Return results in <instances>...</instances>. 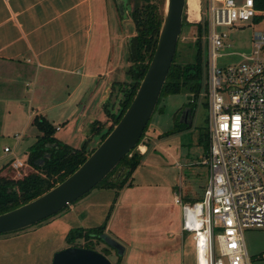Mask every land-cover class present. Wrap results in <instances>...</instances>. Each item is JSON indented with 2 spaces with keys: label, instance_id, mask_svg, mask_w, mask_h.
<instances>
[{
  "label": "rangeland",
  "instance_id": "rangeland-1",
  "mask_svg": "<svg viewBox=\"0 0 264 264\" xmlns=\"http://www.w3.org/2000/svg\"><path fill=\"white\" fill-rule=\"evenodd\" d=\"M127 1L94 0L96 24L98 23L94 28L95 44L99 45L101 56L96 70L109 71L111 77L118 80V86L115 88L114 96L107 101V120H98L102 124L101 131L95 132L93 135L94 133L89 130V143L91 137L96 136L95 140L89 144V148H95L100 143L101 133L110 127L112 119L108 114H115L118 104L120 108V102L124 95L123 89L130 87L133 82L129 71L139 64V62L130 60L128 54V42L131 36L135 34V29L129 17V10H126L128 8ZM257 11V16L253 19L237 22L232 27L217 28L219 31L228 34L224 48L219 51L215 58L217 66L223 67L236 63L243 59V55L251 53L253 32L264 30V10ZM184 14L186 19L182 22L174 60L177 63H193L197 52L199 53L203 70L200 91L197 98L193 97L187 88L161 96L138 144L139 146L146 145L149 152L142 157L140 164L133 171V183L125 186L118 193L117 208L112 212L110 218L111 225L113 227L117 225L128 237L122 238L112 232H107V234L122 244L125 251L117 262L113 248L104 242L93 241L95 242V250L103 254L107 250L108 254L105 255L112 264H165V250L161 249L163 243L167 241L166 238L168 237H180L179 230L176 234L174 232L178 229V223L180 225L181 221V208L174 203V195H180L181 199L184 196L186 200L193 202L202 198L207 186L208 170L202 164V159L208 148V108L206 103L208 19L206 0H201L200 20L189 19L187 5L184 8ZM205 22L207 23L206 32L202 31L199 35L196 24L200 23L203 29ZM33 88L31 82L22 85V93L23 91L26 92V99L23 103L25 112L18 114L15 110L16 116H9L6 113L0 116L1 125L3 123L8 124L10 118L13 120L12 123L14 122V126L9 125L10 127H7L4 132L6 136L4 140H0V153L4 154L3 145L13 149V153L5 154L0 163L11 158L23 161L24 166L16 172L17 176L31 169L28 163L29 146L39 135V131L32 121L27 128L21 131L28 113L26 112V101ZM97 101L98 96H95L92 103L89 104L90 110L97 112ZM188 108L190 122L182 123L180 127L183 129L175 130V125L181 124L182 111ZM7 116L9 119L5 120ZM53 123L58 125L57 127H62L60 131L55 130V137L58 138L57 135L59 134L68 135L72 145H79L80 133L74 127V120L69 123L55 120ZM185 125L189 126L184 128ZM15 126L17 129H12ZM19 135L21 140L15 144ZM133 152L142 154L136 147ZM110 179H114V177L111 176ZM105 190L106 188L103 186H95L86 193L87 195H83L85 197H82L101 202L106 199L111 200V196L113 197L112 200L116 199L117 195L114 190ZM79 200L69 204L59 213L68 211V208L77 202H82ZM109 209L110 207L106 209V214ZM89 218L87 212L78 217L79 220L84 221L83 223H89ZM41 223L18 231L1 233L0 264H51L53 254L57 250L49 254L48 249L51 244H57L50 241L40 242L37 239L28 241L18 235ZM186 235L191 237V233L184 232L183 236ZM243 238L250 264H264V228H246L243 230ZM78 243L83 245L85 241L81 239ZM184 247L181 245L176 249V257L170 259L169 264L180 263L181 254L185 250Z\"/></svg>",
  "mask_w": 264,
  "mask_h": 264
},
{
  "label": "crops",
  "instance_id": "crops-1",
  "mask_svg": "<svg viewBox=\"0 0 264 264\" xmlns=\"http://www.w3.org/2000/svg\"><path fill=\"white\" fill-rule=\"evenodd\" d=\"M199 17L201 18V0ZM198 20L200 19L194 21ZM96 21L94 0H0V116L5 113L16 116L17 113L25 112L23 103L26 92L22 93V85L31 82L34 88L26 101L28 113H25L26 120L21 131L33 122L35 116L45 117L52 125L55 120L62 123L74 120V127L80 133L79 145H72L68 135L57 136L72 147L81 146L89 137L90 124L94 120H107V101L114 96L118 86V80H114L109 71L96 70L101 58L99 45L95 44L94 28L98 24ZM95 96H98L97 112L89 109ZM62 115L64 119L60 118ZM186 118L190 122L188 115ZM12 121L10 118L8 124H0V140L6 137L4 132L7 127L14 126ZM54 126L56 131L62 129L56 128L58 125ZM95 137H91L90 143ZM20 140L19 135L15 144ZM143 146L146 149L142 152L144 156L149 150L146 145ZM5 147L8 146L3 145L4 154L0 153V160L5 154L13 153L10 147V151H4ZM12 159L1 161L0 168L10 164ZM111 189L117 195L115 200L111 196V200L101 202L83 196L78 199L82 202L72 205L68 211L58 213L18 235L28 241L37 239L40 242L50 241L57 244L49 246L48 252L52 254L55 250L68 246L67 243L64 245L65 236L71 228L98 226L108 216L105 233L112 232L116 236L127 238L123 230L117 225L113 227L110 222L111 214L117 208L118 193L124 187L119 190L106 188L112 191ZM182 199L188 201L184 196ZM85 212L90 216L89 223L78 219ZM178 230L180 237H168L162 245L161 249L165 250V264H169L170 259L176 257V249L181 245L185 246V250L179 264H196L192 236H183L186 231L181 230V221L178 229L174 231L175 234Z\"/></svg>",
  "mask_w": 264,
  "mask_h": 264
},
{
  "label": "built area",
  "instance_id": "built-area-1",
  "mask_svg": "<svg viewBox=\"0 0 264 264\" xmlns=\"http://www.w3.org/2000/svg\"><path fill=\"white\" fill-rule=\"evenodd\" d=\"M257 12L254 0H207V186L200 200L173 198L181 230L194 241L196 264H250L243 230L264 228V30L253 32L252 51L241 61L215 62L228 36L217 28ZM10 166L18 171L24 163L12 159Z\"/></svg>",
  "mask_w": 264,
  "mask_h": 264
},
{
  "label": "trees",
  "instance_id": "trees-1",
  "mask_svg": "<svg viewBox=\"0 0 264 264\" xmlns=\"http://www.w3.org/2000/svg\"><path fill=\"white\" fill-rule=\"evenodd\" d=\"M254 4L257 10H264V0H254ZM126 5L128 6L126 10H129V17L135 29V34L131 36L128 42L129 59L139 62V64L129 71L133 82L130 87L123 89L124 95L118 112L108 114L112 119V123L105 132L101 133L100 142L118 122L131 102L151 60L162 23L164 0H128ZM183 15L185 14L183 13ZM185 19L186 17L183 16V22ZM206 24V22L203 24L204 30L200 23L196 24L199 35H201L202 31L206 32ZM202 71L198 52L193 63H177L173 58L159 100L162 95L179 92L184 88H187L193 97L197 98L200 91ZM192 99L191 102H193ZM33 124L37 127L39 135H37L35 142L29 147L28 163L31 169L17 176V170H14L10 164H6L0 168V213L14 209L35 199L63 181L85 161L94 149V147L89 148L90 138H87L79 147H72L62 142L54 135L55 126L43 116H35ZM101 125L100 121L94 120L90 124L91 133L95 135V132L101 131ZM181 125H175V130L183 129L180 127ZM142 157V154L131 150L114 170L96 186L119 190L131 185L133 171L140 164ZM111 176L114 179H110ZM107 219L108 216L98 226L71 228L65 236L66 243L68 246L74 245L95 249V242L93 241L103 242L100 235L105 233ZM81 239L85 241L83 245L78 243ZM104 249L106 250L107 248ZM105 252L104 255L108 254L107 250ZM116 255L118 262L122 255H118L117 253Z\"/></svg>",
  "mask_w": 264,
  "mask_h": 264
},
{
  "label": "water",
  "instance_id": "water-1",
  "mask_svg": "<svg viewBox=\"0 0 264 264\" xmlns=\"http://www.w3.org/2000/svg\"><path fill=\"white\" fill-rule=\"evenodd\" d=\"M187 0H164L163 17L156 46L137 90L118 122L91 151L85 161L63 181L14 209L0 213V234L31 227L56 215L99 184L119 162L137 147L152 114L172 64L181 34ZM119 103V101H118ZM117 107L119 108V104ZM189 108L182 112L181 122H188ZM185 117V118H184ZM100 238L118 255L124 246L108 234ZM51 264H112L103 253L81 246L57 250Z\"/></svg>",
  "mask_w": 264,
  "mask_h": 264
},
{
  "label": "bare ground",
  "instance_id": "bare-ground-1",
  "mask_svg": "<svg viewBox=\"0 0 264 264\" xmlns=\"http://www.w3.org/2000/svg\"><path fill=\"white\" fill-rule=\"evenodd\" d=\"M187 13L191 20H197L199 17V0H187ZM140 150L144 152L146 149L143 145L140 146Z\"/></svg>",
  "mask_w": 264,
  "mask_h": 264
},
{
  "label": "flooded vegetation",
  "instance_id": "flooded-vegetation-1",
  "mask_svg": "<svg viewBox=\"0 0 264 264\" xmlns=\"http://www.w3.org/2000/svg\"><path fill=\"white\" fill-rule=\"evenodd\" d=\"M132 36H133V35H132ZM186 110H187V109H184L182 112H184V111H186ZM187 115H188V113H187ZM187 115H186V116H187Z\"/></svg>",
  "mask_w": 264,
  "mask_h": 264
}]
</instances>
